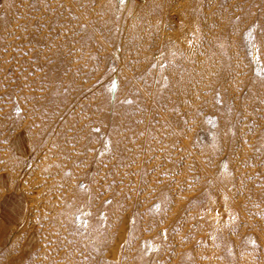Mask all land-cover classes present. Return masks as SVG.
Masks as SVG:
<instances>
[{"label": "rangeland", "instance_id": "rangeland-1", "mask_svg": "<svg viewBox=\"0 0 264 264\" xmlns=\"http://www.w3.org/2000/svg\"><path fill=\"white\" fill-rule=\"evenodd\" d=\"M151 1L0 0V264H264V0Z\"/></svg>", "mask_w": 264, "mask_h": 264}, {"label": "bare ground", "instance_id": "bare-ground-1", "mask_svg": "<svg viewBox=\"0 0 264 264\" xmlns=\"http://www.w3.org/2000/svg\"><path fill=\"white\" fill-rule=\"evenodd\" d=\"M30 2H31V4L32 5H39L38 7H39V10H40V12H44L45 11V0H43V1H41V0H29ZM40 1V2H39ZM70 5H72V4H70ZM150 6H151V9L152 10H154V11H157L158 9H159V1L158 0H152L151 1V3H150ZM191 8H193V7H191ZM144 50H146L145 48H144ZM127 74V73H126ZM147 102V101H146ZM181 136V135H180ZM181 145V144H180ZM182 146H184V145H182ZM186 147V146H185ZM193 155V154H192ZM198 156V155H197ZM200 161V160H199ZM197 164V163H196ZM207 172V171H206ZM210 172V171H209ZM162 196V197H161ZM164 197V195L162 194V195H160L159 197H158V205H159V207H160V213L161 212H163V211H165V209L167 208V206H168V199H164L163 198ZM156 201V200H155ZM174 206V205H173ZM144 215V214H143ZM188 215V214H187ZM187 217V216H186ZM248 218V217H247ZM191 219V218H190ZM242 219V218H241ZM250 221V220H249ZM248 221V222H249ZM163 222H161L160 221V219L159 218H156V219H153L151 222H150V224H149V227H151V228H157V226H159V225H161ZM252 226V225H251ZM261 226V225H260ZM114 227V226H113ZM254 229V228H253ZM109 230H110V225H109V227H107V226H104L101 230H99V231H90V233H87V234H89L90 236H92V237H94V238H96L99 242H101L102 244H101V248L99 249V251H98V253H99V255L101 256V254L103 253V251L105 250V248L108 246V243L106 242V240H105V237L106 236H108V235H110L109 233ZM262 234V233H261ZM154 236H155V234H154ZM153 236V237H154ZM101 237V238H100ZM143 237H144V235H143ZM143 237H142V239H143ZM148 239V238H147ZM157 239V238H156ZM151 240V239H150ZM134 241V237H132V238H130L129 240H128V242H129V244H131L132 242ZM142 241H144V240H142ZM152 241V240H151ZM149 242V241H148ZM138 252V254H141V252H140V250H137ZM144 251V250H143ZM146 251H148V250H146ZM153 254H156V253H153ZM128 251H126V254H125V257H128ZM130 256V255H129ZM163 256V255H162ZM101 264H104V262L103 261H101ZM106 264V263H105ZM150 264H153V263H150Z\"/></svg>", "mask_w": 264, "mask_h": 264}, {"label": "crops", "instance_id": "crops-1", "mask_svg": "<svg viewBox=\"0 0 264 264\" xmlns=\"http://www.w3.org/2000/svg\"><path fill=\"white\" fill-rule=\"evenodd\" d=\"M0 224L4 225V223L1 221V219H0ZM0 229H4V228H2V226H1Z\"/></svg>", "mask_w": 264, "mask_h": 264}]
</instances>
